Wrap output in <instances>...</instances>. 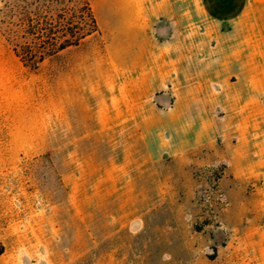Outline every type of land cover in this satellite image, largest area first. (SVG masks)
Wrapping results in <instances>:
<instances>
[{"label": "rangeland", "instance_id": "374dc122", "mask_svg": "<svg viewBox=\"0 0 264 264\" xmlns=\"http://www.w3.org/2000/svg\"><path fill=\"white\" fill-rule=\"evenodd\" d=\"M33 34L84 39L23 65L13 49L33 50ZM107 41L89 0H0V264L230 262L260 179L232 157L214 104L226 88L160 86L155 70L146 95Z\"/></svg>", "mask_w": 264, "mask_h": 264}, {"label": "crops", "instance_id": "0c3cea01", "mask_svg": "<svg viewBox=\"0 0 264 264\" xmlns=\"http://www.w3.org/2000/svg\"><path fill=\"white\" fill-rule=\"evenodd\" d=\"M89 3L116 70L130 73V85L146 86V95L155 92V70L167 71L160 86L188 88L202 80L226 88L214 104L226 113L227 132L237 136L232 157L243 162L244 174L260 179V203L252 209L258 217L234 231L239 239L231 261L215 264H264V0ZM192 67L196 76L188 74Z\"/></svg>", "mask_w": 264, "mask_h": 264}, {"label": "trees", "instance_id": "16d2710c", "mask_svg": "<svg viewBox=\"0 0 264 264\" xmlns=\"http://www.w3.org/2000/svg\"><path fill=\"white\" fill-rule=\"evenodd\" d=\"M27 23L30 30H38V24L32 23L31 20ZM33 36L35 44L33 50L27 49L26 51L18 52L16 47L13 49L14 54L23 65L42 63L45 59L56 56L68 47L77 46V44L84 39L82 36L79 39L72 40L71 38L69 40H64V42L56 48V45L51 38L40 36L39 34H33ZM51 41L53 43H50Z\"/></svg>", "mask_w": 264, "mask_h": 264}, {"label": "bare ground", "instance_id": "6f19581e", "mask_svg": "<svg viewBox=\"0 0 264 264\" xmlns=\"http://www.w3.org/2000/svg\"><path fill=\"white\" fill-rule=\"evenodd\" d=\"M195 95H197L199 97L198 100L196 101V103H198V104L203 103L202 101H204V99H203V97L201 95V92L200 91H197L195 93ZM188 108H189V103L185 102L183 104L180 103L179 105H177L176 108H175V110L176 111H183V110H186Z\"/></svg>", "mask_w": 264, "mask_h": 264}]
</instances>
